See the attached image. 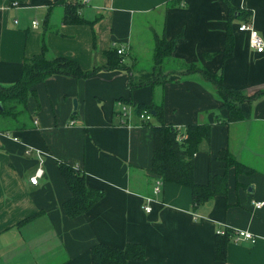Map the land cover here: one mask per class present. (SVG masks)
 I'll list each match as a JSON object with an SVG mask.
<instances>
[{"label": "crops", "instance_id": "crops-1", "mask_svg": "<svg viewBox=\"0 0 264 264\" xmlns=\"http://www.w3.org/2000/svg\"><path fill=\"white\" fill-rule=\"evenodd\" d=\"M227 2L250 11L264 41V0ZM75 3L86 22L62 23L63 6ZM227 21L224 0H0L1 86L17 81L23 60L40 54L42 42L47 56L69 57L86 70L103 66L107 50L125 47L128 68L84 80L50 77L27 100L29 128L0 132V264H91L90 249L98 243L142 244L145 259L128 264H264V205L253 208L264 202V95L240 105L242 120L220 124L214 116L226 113L216 89L198 72L161 85H127L129 77L139 81L152 72L154 35L180 34L172 51L182 62L177 73L197 64L245 95L264 89V51L249 49L246 34L235 31L238 19L232 21L233 54L223 60ZM143 55L151 56L149 67L142 66ZM121 100L161 103L164 123L180 130L210 124L209 148L194 158V180L205 184L209 175L226 172V196L193 209L186 187L162 183L154 195L152 133L119 114ZM224 149L252 173L225 170L217 160ZM56 160L76 165L86 185L103 192L86 214L68 219L63 213L70 192ZM37 169L42 173L32 185ZM218 230L229 238L222 263L213 254ZM233 230L250 232L255 243L234 242Z\"/></svg>", "mask_w": 264, "mask_h": 264}, {"label": "trees", "instance_id": "trees-1", "mask_svg": "<svg viewBox=\"0 0 264 264\" xmlns=\"http://www.w3.org/2000/svg\"><path fill=\"white\" fill-rule=\"evenodd\" d=\"M228 8V21L224 33L223 60L230 58L233 54L234 35L232 21L235 19L240 23L249 21L250 11H242L233 8L227 0H224ZM177 6L169 2L167 7ZM81 5L65 4L61 22L69 25L82 24L86 22L79 13ZM236 14V16H235ZM47 19V18H46ZM47 22V21H46ZM93 25L92 23H90ZM239 25V24H238ZM237 33H243L238 31ZM246 34V33H245ZM178 34L171 39L164 37H153L152 72L142 80H133L129 77L128 88L137 89L144 86L161 85L167 81H176V77L186 73L198 72L201 76L211 82L216 89V98L220 102L221 109L226 113L225 117L214 116V121L220 124H228L242 120L240 105L250 103L256 98L264 95V89L253 92L250 95L226 87L221 74H212L197 64L184 65V69L177 73L175 70L164 69L166 65H180L182 62L172 57L175 44L180 39ZM247 38V34H246ZM248 45V43H247ZM106 62L103 66L93 69H83L75 60L66 57H49L46 54L44 43H41V52L30 58H25L21 65L20 76L13 84L0 85V132L12 130L22 131L31 125V116L27 109V100L36 97L34 86L53 76H62L75 80H84L93 77L100 70L126 71L127 65L124 57L117 54V48L105 52ZM181 66V65H180ZM158 74H151L158 71ZM161 70V72H160ZM150 77V78H149ZM120 104L129 106L133 110V117L146 112L150 120L138 121V125L147 128L152 133V156L149 173L159 178L162 183H171L186 187L190 190L191 207L193 209L206 204L214 197H224L227 194V175L210 176L205 184H198L194 180V158L202 152L203 148H209L211 137V125L207 123H192L183 130L173 125H167L163 119L162 104L154 102L150 104H133L126 100L119 101ZM183 136L177 140V136ZM217 160L223 163V168L232 167L235 174L248 175L251 169L237 162L226 149L218 153ZM57 169L67 186L70 197L61 208L68 219H74L86 214L103 197L101 190L90 188L86 185L85 174L76 165L56 160ZM224 170V171H225ZM229 242L227 235H215L213 254L217 262H225L226 246ZM91 264H128L129 262H140L145 259V248L142 244L128 243L123 247L98 243L90 249Z\"/></svg>", "mask_w": 264, "mask_h": 264}, {"label": "built area", "instance_id": "built-area-1", "mask_svg": "<svg viewBox=\"0 0 264 264\" xmlns=\"http://www.w3.org/2000/svg\"><path fill=\"white\" fill-rule=\"evenodd\" d=\"M81 2L83 4H86L88 2V0H81ZM12 5H14V4H12ZM36 25H37L36 21L31 23V26L33 28H35ZM238 31L247 34V43H248V47H249V49H251V51H253L255 54H262L263 53L264 41L259 36L258 32L253 28L252 24L249 21L240 23L238 25ZM125 52H126L125 47H119L117 49L118 55H123ZM119 106H120L119 114H121L122 116H125L128 119H130V117L134 115L131 107L125 106L122 104H119ZM137 118H138L137 119L138 121L146 122V121H149L151 117L146 112H143ZM34 123H36V122H34ZM128 124H129V122H128ZM182 137L183 136H181V135L177 136V140L181 139ZM41 173H42L41 169H37L35 171L34 177L29 179L30 184H32V185L37 184V180L41 176ZM161 185H162V181L159 178H157L155 180L153 188H152V193L154 195L159 193ZM263 205H264V202H261V201L255 202L253 205V208H254V210H257V209H260L261 207H263ZM144 210H145V212L149 213L151 211V208H150V206L147 205L144 207ZM216 234H218L220 236H224V235H227V232L225 230H218L216 232ZM231 237H232V240L234 242L249 241L251 244L255 243L254 236L250 232L245 231V230H233Z\"/></svg>", "mask_w": 264, "mask_h": 264}, {"label": "rangeland", "instance_id": "rangeland-1", "mask_svg": "<svg viewBox=\"0 0 264 264\" xmlns=\"http://www.w3.org/2000/svg\"><path fill=\"white\" fill-rule=\"evenodd\" d=\"M150 54H152L151 51H150ZM142 58H143L141 60V64L143 63L142 66L143 67H147V66L149 67V65L147 63H145V62H149V60L151 59V56L147 57V56L143 55ZM177 66L178 65H166V66H164V69H169L171 71V70L177 69ZM158 72H159V69H158V71H154L151 75L154 76V74L156 75V74H158ZM160 72H161V70H160Z\"/></svg>", "mask_w": 264, "mask_h": 264}, {"label": "water", "instance_id": "water-1", "mask_svg": "<svg viewBox=\"0 0 264 264\" xmlns=\"http://www.w3.org/2000/svg\"><path fill=\"white\" fill-rule=\"evenodd\" d=\"M235 16H236V14H235ZM0 108H1V104H0ZM75 109H76V101L74 100L73 101V110L75 111ZM206 206H210V202H207Z\"/></svg>", "mask_w": 264, "mask_h": 264}]
</instances>
